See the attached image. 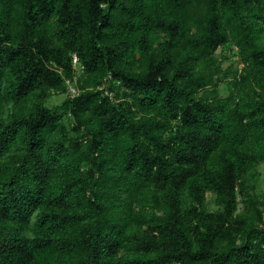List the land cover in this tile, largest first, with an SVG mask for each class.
<instances>
[{"label": "trees", "instance_id": "16d2710c", "mask_svg": "<svg viewBox=\"0 0 264 264\" xmlns=\"http://www.w3.org/2000/svg\"><path fill=\"white\" fill-rule=\"evenodd\" d=\"M262 163L264 0H0V264H264Z\"/></svg>", "mask_w": 264, "mask_h": 264}, {"label": "rangeland", "instance_id": "374dc122", "mask_svg": "<svg viewBox=\"0 0 264 264\" xmlns=\"http://www.w3.org/2000/svg\"><path fill=\"white\" fill-rule=\"evenodd\" d=\"M215 60L217 63H220L221 68L223 70L221 74V80L218 83V91L220 96L226 97L229 93V82L234 77L236 70H240L241 64L238 61V57L236 52L232 50V48L220 47L215 52ZM66 94L52 95L47 101L48 107H54L62 102L65 98ZM259 176L255 181V193L264 194V163L258 166ZM214 196L212 193H208L206 197V204L208 209H212L214 207ZM243 203H239V209H241Z\"/></svg>", "mask_w": 264, "mask_h": 264}, {"label": "built area", "instance_id": "2783aa9c", "mask_svg": "<svg viewBox=\"0 0 264 264\" xmlns=\"http://www.w3.org/2000/svg\"><path fill=\"white\" fill-rule=\"evenodd\" d=\"M73 65L76 66L77 64V57L73 56L72 58ZM66 84L68 86L67 93L70 94V96H76L78 94L76 88L67 80Z\"/></svg>", "mask_w": 264, "mask_h": 264}]
</instances>
